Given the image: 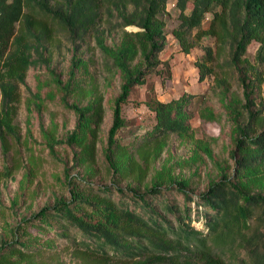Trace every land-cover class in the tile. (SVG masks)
Segmentation results:
<instances>
[{
	"label": "trees",
	"instance_id": "trees-1",
	"mask_svg": "<svg viewBox=\"0 0 264 264\" xmlns=\"http://www.w3.org/2000/svg\"><path fill=\"white\" fill-rule=\"evenodd\" d=\"M168 1L0 0V138L4 150L8 152L10 148L9 137H20L14 124L20 85H26L30 68H50L49 43L55 32L63 31L73 44L72 68L65 81L57 76V83L67 91L73 85L79 88V101L91 97L84 105L65 100L77 115L75 129L67 134L66 141L80 147L78 156L83 162L93 158L105 115L104 95L95 88L83 89L76 80V71L88 68L82 51L91 38L122 79L114 100L106 157L117 171L137 174L142 181L144 171L139 162L117 144L116 135L125 126L122 105L128 101L132 88L146 84L149 73L162 63L160 53L167 44L164 14ZM189 2L193 7L187 12ZM176 5L180 23L173 35L183 52L190 53L204 37L217 40V51L205 46L204 61L196 63L199 81L213 73L211 63L218 56H224L238 71L242 96L231 92L227 77L217 78L216 83V92L232 122L233 172L228 166H221L220 179L211 181L198 199L186 181L171 179V186L183 192L182 206L168 199L158 180L145 193L131 188L130 197L144 208L141 211L130 208L122 198L116 201L110 188H106L111 191L109 195H101L87 194L75 187L70 200L59 199L53 206L43 207L24 219L25 224L17 228L24 231L18 235L14 230L13 239L1 244L0 264H43L38 257L54 241L42 233L60 221L90 236L79 253L91 264H264V73L258 72L245 57L249 44L257 41L260 46L256 58L264 63V0H176ZM209 13L212 18L204 26ZM130 26L138 30H128ZM150 92L146 104L156 115L152 131L156 141L150 139L138 149L145 154L151 143L158 154L170 134H192V113L184 108L186 95L164 102L154 94V86ZM33 95L41 98L40 91ZM28 110L32 108L28 106ZM200 117L216 120L208 106ZM115 148L123 149L119 156L123 166L113 162ZM116 189L125 194L124 189ZM154 199H167L163 210L154 204ZM29 225L36 226L39 233H29ZM59 235L69 238L64 226Z\"/></svg>",
	"mask_w": 264,
	"mask_h": 264
},
{
	"label": "rangeland",
	"instance_id": "rangeland-1",
	"mask_svg": "<svg viewBox=\"0 0 264 264\" xmlns=\"http://www.w3.org/2000/svg\"><path fill=\"white\" fill-rule=\"evenodd\" d=\"M192 7L193 3L189 2L187 12ZM179 14L176 0H169L164 14L167 44L160 53L162 63L157 70L149 73L146 84L132 88L128 101L122 105L125 126L116 135L117 144L135 156L144 171L142 181H139L137 174L127 175L117 171V167L106 157L114 100L120 92L122 79L119 70L104 57L91 38L86 41L82 51L84 59L89 62L88 68L78 69L76 80L81 82L80 87L83 89L95 88L104 95L105 115L93 158L83 162L78 156L80 147L66 141L67 134L75 129L77 115L66 106L65 100L78 102L79 88L77 90L73 85L67 91L57 83V76L65 81L70 75L73 44L66 32L54 33L49 43L50 68L46 65L30 68L26 85H20L21 98L14 119L20 137H9L8 152L4 150L0 138V246L5 240L13 239L14 230L18 235L24 231L23 228L17 230L25 224L24 219L34 216L43 207L53 206L59 199L70 200L75 187L87 194L101 195H109L111 191L106 188H110L116 201L122 198L130 208L141 211L144 208L137 206L130 197L131 188L145 193L152 182L158 180L162 182L168 199L182 206L185 200L183 192L178 191L175 185L171 186V179L186 181L189 191L198 199L211 181L220 179L221 166L226 165L229 172H233L235 142L231 133L232 122L220 100V93L216 92V83L217 78L227 77L231 92L242 96L238 71L230 66L224 56H218L211 63L213 73L204 81H199L196 63L204 61L205 46H212L214 52L217 51V40L212 36L204 37L190 53L183 52L173 35V30L180 23ZM211 18L212 14H207L203 25L206 26ZM127 29L138 30L134 26ZM259 46V42H251L245 57L258 72L264 73V63L258 62L256 58ZM152 86L155 88L154 94L164 102L186 95L184 108L192 113L190 123L193 130L191 135L185 137L170 134L158 154L149 143L147 152L143 154L138 149L140 144H147L146 141L150 139L156 141L152 137L156 115L146 104ZM37 91H40V99L33 95ZM90 99L82 98L79 102L84 105ZM28 106L32 111L29 112ZM205 106L214 111L215 121L200 117ZM122 150L115 148L113 152V162H117L118 167L122 165L119 162L122 161L119 157ZM118 187L124 189L125 194L118 192ZM154 200V204L163 210L167 199ZM63 226L69 238L59 235ZM26 230L33 235L39 233V229L33 225H29ZM42 234L54 242L52 247L42 250L38 257L40 263L91 264L79 253L84 248L83 242L91 238L79 229L60 221ZM110 264L122 263L111 261Z\"/></svg>",
	"mask_w": 264,
	"mask_h": 264
},
{
	"label": "built area",
	"instance_id": "built-area-1",
	"mask_svg": "<svg viewBox=\"0 0 264 264\" xmlns=\"http://www.w3.org/2000/svg\"><path fill=\"white\" fill-rule=\"evenodd\" d=\"M261 96H262V99L264 101V81H263V84H262V92H261Z\"/></svg>",
	"mask_w": 264,
	"mask_h": 264
}]
</instances>
